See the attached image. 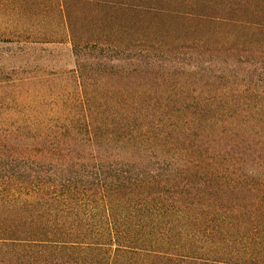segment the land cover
Here are the masks:
<instances>
[{
	"label": "trees",
	"instance_id": "1",
	"mask_svg": "<svg viewBox=\"0 0 264 264\" xmlns=\"http://www.w3.org/2000/svg\"><path fill=\"white\" fill-rule=\"evenodd\" d=\"M86 48L76 46L74 54ZM154 48L136 51L133 61L149 69L179 58ZM220 97L183 96L169 109L139 96L132 100L133 111H121L113 98L86 99L79 114L61 122L36 114L0 116V264H248L230 256L228 244L239 240H222L225 249L206 250L213 256L197 254L195 240L174 242L164 234V216L151 219L201 205L186 189L191 178L201 176L233 178L228 193L209 194L208 205L226 212L264 211V115L224 111L248 103ZM138 107L151 113L143 118ZM164 108L171 117L163 115ZM223 140L228 144L221 145ZM108 146L117 153L128 146L139 161L117 163L118 154L106 156ZM98 205L106 213L119 206L138 214L137 220H124L121 241L113 230L117 221L95 234L85 224L86 213ZM214 241H198L199 249ZM105 247H115L109 258L101 256Z\"/></svg>",
	"mask_w": 264,
	"mask_h": 264
},
{
	"label": "rangeland",
	"instance_id": "2",
	"mask_svg": "<svg viewBox=\"0 0 264 264\" xmlns=\"http://www.w3.org/2000/svg\"><path fill=\"white\" fill-rule=\"evenodd\" d=\"M76 46L87 48L76 56ZM150 46L179 58H171L176 59L172 65L157 61L149 69L133 61L136 51ZM198 95L213 101L241 97L248 103L217 112L264 115V0H0L1 117L36 114L61 122L79 114L78 105L86 99L113 98L121 111H133L132 100L139 96L170 109L179 97ZM136 110L143 118L151 113L147 107ZM164 113L170 115L165 108ZM112 147L105 154H118L115 162L139 161L128 146L120 153ZM213 177L191 178L186 188L201 205L151 219L164 216V234L174 242L195 240L197 254L225 249L222 240H239L228 244L231 257L264 263V211L226 212L208 205L209 194L221 196L233 185L231 177ZM131 213L119 206L106 213L98 205L84 220L94 234L117 221L113 230L121 241L124 220L138 219ZM205 240L215 241L199 249ZM105 248L101 256L109 258L115 247Z\"/></svg>",
	"mask_w": 264,
	"mask_h": 264
}]
</instances>
